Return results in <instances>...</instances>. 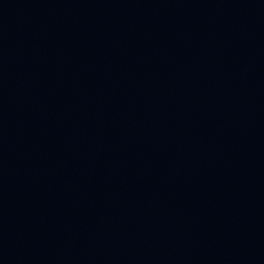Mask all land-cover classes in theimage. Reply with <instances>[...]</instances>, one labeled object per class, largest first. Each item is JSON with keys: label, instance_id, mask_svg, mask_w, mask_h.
I'll return each instance as SVG.
<instances>
[{"label": "water", "instance_id": "95a60500", "mask_svg": "<svg viewBox=\"0 0 264 264\" xmlns=\"http://www.w3.org/2000/svg\"><path fill=\"white\" fill-rule=\"evenodd\" d=\"M0 264H264V237L157 239L0 232Z\"/></svg>", "mask_w": 264, "mask_h": 264}]
</instances>
